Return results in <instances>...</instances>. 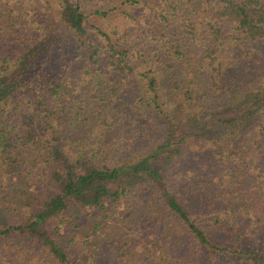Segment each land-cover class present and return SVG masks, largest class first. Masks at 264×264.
I'll return each mask as SVG.
<instances>
[{
    "label": "trees",
    "instance_id": "1",
    "mask_svg": "<svg viewBox=\"0 0 264 264\" xmlns=\"http://www.w3.org/2000/svg\"><path fill=\"white\" fill-rule=\"evenodd\" d=\"M0 264H264V0H0Z\"/></svg>",
    "mask_w": 264,
    "mask_h": 264
},
{
    "label": "rangeland",
    "instance_id": "2",
    "mask_svg": "<svg viewBox=\"0 0 264 264\" xmlns=\"http://www.w3.org/2000/svg\"><path fill=\"white\" fill-rule=\"evenodd\" d=\"M163 161H164V160H160V161H159V164H162ZM64 234H65V233H64Z\"/></svg>",
    "mask_w": 264,
    "mask_h": 264
}]
</instances>
